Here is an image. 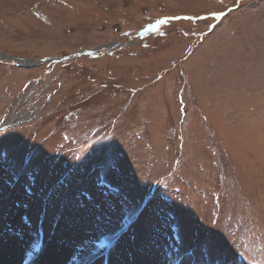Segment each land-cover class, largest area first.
<instances>
[{
    "label": "rangeland",
    "instance_id": "1",
    "mask_svg": "<svg viewBox=\"0 0 264 264\" xmlns=\"http://www.w3.org/2000/svg\"><path fill=\"white\" fill-rule=\"evenodd\" d=\"M0 54V254L264 264V0H0Z\"/></svg>",
    "mask_w": 264,
    "mask_h": 264
},
{
    "label": "bare ground",
    "instance_id": "2",
    "mask_svg": "<svg viewBox=\"0 0 264 264\" xmlns=\"http://www.w3.org/2000/svg\"><path fill=\"white\" fill-rule=\"evenodd\" d=\"M27 248L28 247H24V245L22 246L20 243L11 247H7L6 250L1 252L0 254V264H23V262L27 259V257H29V255L32 256V259L34 261L32 264H34L35 261L36 264H66L70 260L69 257H71L70 251L63 249L60 250L59 248L49 250L45 252L43 256H40V254H38V251L40 250V247H38V245H35L30 250H28V254H26V256L24 257L25 250ZM40 259L42 260L41 262Z\"/></svg>",
    "mask_w": 264,
    "mask_h": 264
},
{
    "label": "water",
    "instance_id": "3",
    "mask_svg": "<svg viewBox=\"0 0 264 264\" xmlns=\"http://www.w3.org/2000/svg\"><path fill=\"white\" fill-rule=\"evenodd\" d=\"M0 56H2L3 58H11L12 60H15L16 62H19L21 65L26 64L24 60H20L19 58H16V57L13 58L9 55H3V54H0Z\"/></svg>",
    "mask_w": 264,
    "mask_h": 264
},
{
    "label": "snow or ice",
    "instance_id": "4",
    "mask_svg": "<svg viewBox=\"0 0 264 264\" xmlns=\"http://www.w3.org/2000/svg\"><path fill=\"white\" fill-rule=\"evenodd\" d=\"M20 157H21V160H23V153L22 152L20 153ZM85 264H90V261L86 260Z\"/></svg>",
    "mask_w": 264,
    "mask_h": 264
}]
</instances>
